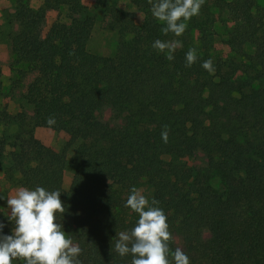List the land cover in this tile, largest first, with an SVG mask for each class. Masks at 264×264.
I'll use <instances>...</instances> for the list:
<instances>
[{
	"label": "trees",
	"instance_id": "obj_1",
	"mask_svg": "<svg viewBox=\"0 0 264 264\" xmlns=\"http://www.w3.org/2000/svg\"><path fill=\"white\" fill-rule=\"evenodd\" d=\"M10 2L16 30L8 85L22 89L31 113L0 109V121L17 125L11 140L0 135V156L8 160L3 175L30 190L61 191L66 211L57 222L82 249L81 264H132L115 243L139 219L125 207L133 187L159 201L169 246L190 264H264V0H205L180 37L162 33L165 24L148 0H127L137 22L109 0H93L91 10L80 0H42L37 8L28 0ZM59 7L68 23L42 37L30 32ZM215 10L229 20L221 40L228 54L214 44ZM99 17L118 38L111 55L86 47ZM156 39L180 40L182 47L169 61L152 47ZM191 48L198 59L186 67ZM208 59L214 74L202 67ZM38 127L67 135L59 151L31 146ZM194 154L201 161L188 165L184 160ZM66 165L71 177L63 190ZM94 172L101 183L88 191L85 178ZM0 223L11 235L14 222L1 211Z\"/></svg>",
	"mask_w": 264,
	"mask_h": 264
},
{
	"label": "clouds",
	"instance_id": "obj_2",
	"mask_svg": "<svg viewBox=\"0 0 264 264\" xmlns=\"http://www.w3.org/2000/svg\"><path fill=\"white\" fill-rule=\"evenodd\" d=\"M148 2L153 17L165 24L162 33L180 37L187 29V21L200 14L205 0ZM152 47L160 53L166 52V58L171 61L182 43L180 40L156 39ZM197 59L196 49H189L185 66L191 67ZM202 67L210 74L215 72L212 59L203 61ZM46 122L53 125L55 118L50 116ZM163 128L161 137L167 143L168 126ZM60 193L40 186L34 190L20 187L15 195L7 197L11 210L8 220L14 222L15 227L11 235H5L2 233L4 224L0 223V264H13L14 259H21L25 264H81L78 257L82 249L65 235L62 224L57 222L66 211ZM158 204V200L153 198L150 202L135 187L131 189L125 207L137 213L139 219L130 232L118 234L115 251L121 257L131 255L132 264H190V258L180 248L171 250L172 235L167 217L161 208L155 206Z\"/></svg>",
	"mask_w": 264,
	"mask_h": 264
},
{
	"label": "rangeland",
	"instance_id": "obj_3",
	"mask_svg": "<svg viewBox=\"0 0 264 264\" xmlns=\"http://www.w3.org/2000/svg\"><path fill=\"white\" fill-rule=\"evenodd\" d=\"M42 0H28V5L32 8H37ZM80 2L88 9L91 10L93 0H80ZM109 2H115L117 6L132 11L135 14V21H139L140 15L136 9L127 3V0H109ZM12 4L10 0H0V109L4 110L13 115L19 111H24L25 114L29 115L31 113V108L27 105L21 98V88H16L14 91L9 88V69L8 65L10 63L11 54L10 48L12 43V38L16 30V23L12 20ZM216 20L213 24L214 29V44L216 48L218 47L222 53L228 54L227 49L224 44L221 43L222 38L225 34L224 26L229 24V20L226 18L225 14L215 10ZM68 23L69 19L65 15V8L59 7L57 9L48 10L43 19L34 23L30 27V32L35 36L42 37L44 33L53 28L57 23ZM118 38L117 35L104 28V21L102 18H97L91 28L90 36L87 40L86 47L88 51L100 55H111L116 47ZM249 49V48H248ZM108 110L102 112V117L107 118ZM17 130V125L13 122L5 123L0 121V135L5 136L7 140H11V136ZM67 140V135L63 131H54L48 128L38 127L33 131V138L31 140V146L35 148L42 149H52L54 151H59ZM9 150L6 146L5 153ZM70 155V150L66 152V157ZM201 154H194L184 161L188 165L196 164L201 161ZM5 154L0 156V211L2 212L5 219L8 220V214L10 213V208L7 205V197L15 195L16 191L21 187L12 182L5 180L3 175V167L8 164V160ZM71 168L66 165L63 171L62 177V188L67 190L70 182ZM212 184L216 185L217 178L212 179ZM86 188L88 191H92L99 187L101 183V178L99 173L94 172L88 174L85 178ZM75 229L73 228V232ZM74 243V242H73ZM75 244V243H74Z\"/></svg>",
	"mask_w": 264,
	"mask_h": 264
}]
</instances>
